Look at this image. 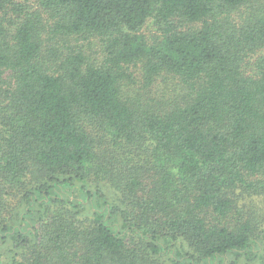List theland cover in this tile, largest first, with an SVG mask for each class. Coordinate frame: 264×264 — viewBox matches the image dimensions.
Here are the masks:
<instances>
[{
  "label": "trees",
  "instance_id": "obj_1",
  "mask_svg": "<svg viewBox=\"0 0 264 264\" xmlns=\"http://www.w3.org/2000/svg\"><path fill=\"white\" fill-rule=\"evenodd\" d=\"M0 264H264V0H0Z\"/></svg>",
  "mask_w": 264,
  "mask_h": 264
}]
</instances>
